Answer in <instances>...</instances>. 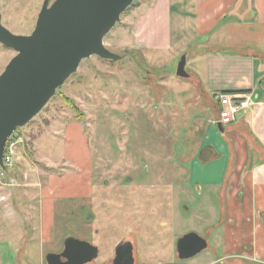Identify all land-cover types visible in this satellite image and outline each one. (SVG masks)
Instances as JSON below:
<instances>
[{"label":"rangeland","instance_id":"rangeland-1","mask_svg":"<svg viewBox=\"0 0 264 264\" xmlns=\"http://www.w3.org/2000/svg\"><path fill=\"white\" fill-rule=\"evenodd\" d=\"M44 1L0 0L1 25L13 35H30ZM48 1L50 6L55 0ZM151 2L134 0L103 38L104 48L119 60H82L37 116L13 133L11 140L22 143L0 185L4 235L5 209L35 212L42 201L55 217L54 241L33 245L45 255L57 253L71 237L98 248L94 264H111L115 246L129 241L136 264H157L176 260V242L190 232L209 241L190 262L213 263L219 255L212 242L219 231L212 225L220 203L215 194L186 184L202 137L197 122L213 119L215 104L201 100L193 87L198 80L190 68L192 51L183 45L138 50L136 15ZM184 55L189 79L176 76ZM14 56L0 44V75ZM10 219L9 230L16 229L18 238L30 232L26 217ZM1 247L8 250L7 244Z\"/></svg>","mask_w":264,"mask_h":264},{"label":"crops","instance_id":"crops-1","mask_svg":"<svg viewBox=\"0 0 264 264\" xmlns=\"http://www.w3.org/2000/svg\"><path fill=\"white\" fill-rule=\"evenodd\" d=\"M136 16L133 40L138 50L143 46L145 51L158 52L183 45L187 53L192 51L190 68L198 80L193 87L201 92L196 91L201 100L215 104L213 119L197 122L202 137L190 158L186 184L199 193L203 189L209 196L215 194L220 203L212 225L219 231L212 235L219 255L213 263L182 261L176 255V260L157 264H264V0H152ZM219 93L250 101L231 124L221 127ZM52 210L41 201L35 212L3 211V217L9 218L2 220L8 223L4 226L9 235L3 234L4 227L0 229V249L3 243L8 245V250H0V264H46L48 253L34 251L33 245L54 241ZM18 214L28 219L31 228L19 238L16 229L9 230L10 218Z\"/></svg>","mask_w":264,"mask_h":264},{"label":"water","instance_id":"water-1","mask_svg":"<svg viewBox=\"0 0 264 264\" xmlns=\"http://www.w3.org/2000/svg\"><path fill=\"white\" fill-rule=\"evenodd\" d=\"M134 0H55L43 2L34 30L16 36L1 25L0 44L15 56L0 75V164L6 142L16 129L26 126L45 107L56 90L91 56L117 61L104 48L103 38ZM181 57L176 76L187 79ZM221 127V125H218ZM207 242L190 232L176 242L179 260H189L206 250ZM98 257L89 242L66 238L60 253H48L46 264H88ZM111 264H134L133 246L118 243Z\"/></svg>","mask_w":264,"mask_h":264},{"label":"built area","instance_id":"built-area-1","mask_svg":"<svg viewBox=\"0 0 264 264\" xmlns=\"http://www.w3.org/2000/svg\"><path fill=\"white\" fill-rule=\"evenodd\" d=\"M217 99L220 106L217 122L223 126L231 124L238 112L250 105L248 98L241 97L238 94L219 93ZM11 138L12 136L5 144L3 157L1 159L0 185H2V179L12 167L13 156L16 155V146L22 143L19 138L13 140H11ZM0 199L2 200V198Z\"/></svg>","mask_w":264,"mask_h":264},{"label":"flooded vegetation","instance_id":"flooded-vegetation-1","mask_svg":"<svg viewBox=\"0 0 264 264\" xmlns=\"http://www.w3.org/2000/svg\"><path fill=\"white\" fill-rule=\"evenodd\" d=\"M122 242V241H121ZM133 246V245H132ZM116 247V246H115ZM63 249V248H62ZM62 249H60L57 253H60L61 251H62ZM134 249H135V247L133 248V253H134ZM115 250V249H114ZM114 257V252H113V255H112V258ZM133 257H134V254H133ZM134 264H136L135 263V259H134Z\"/></svg>","mask_w":264,"mask_h":264},{"label":"trees","instance_id":"trees-1","mask_svg":"<svg viewBox=\"0 0 264 264\" xmlns=\"http://www.w3.org/2000/svg\"><path fill=\"white\" fill-rule=\"evenodd\" d=\"M131 5H132V4H131ZM131 5H130V6H131ZM130 6H129V7H130ZM129 7H128V8H129ZM128 8H127L126 10H128ZM126 10H125V11H126ZM125 11H124V12H125ZM124 12H123V13H124Z\"/></svg>","mask_w":264,"mask_h":264}]
</instances>
